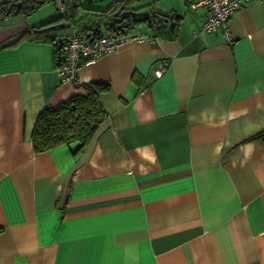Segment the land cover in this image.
<instances>
[{"label":"crops","instance_id":"1","mask_svg":"<svg viewBox=\"0 0 264 264\" xmlns=\"http://www.w3.org/2000/svg\"><path fill=\"white\" fill-rule=\"evenodd\" d=\"M24 1L0 23V264H264V2L232 13L228 39L202 31L206 7L130 0L176 26L63 80L54 44L35 38L63 14ZM65 1L72 34L116 0ZM91 82L109 86L94 138L36 152L39 113Z\"/></svg>","mask_w":264,"mask_h":264},{"label":"trees","instance_id":"2","mask_svg":"<svg viewBox=\"0 0 264 264\" xmlns=\"http://www.w3.org/2000/svg\"><path fill=\"white\" fill-rule=\"evenodd\" d=\"M14 2L16 0H9V3ZM30 2V0L22 2L24 10H28ZM129 3L130 0H117L107 9L87 8L92 11V18L89 19V22L94 21L95 25H85L79 32L85 38H91L94 35L102 33L101 24L111 20L121 7L124 9H135ZM1 4L0 2V6H2ZM140 9L142 8L136 10ZM64 18L66 16L61 15V17L41 22L36 26L35 35V38L38 40L54 44L59 65L63 57L60 42L71 35L67 32L69 27L67 24L61 23L63 25L60 26V22ZM122 24H124V21L113 25L112 30L116 36L123 35V31L119 28ZM129 24L130 28H132L138 22L132 20V23ZM98 27L100 29L97 30ZM27 33L24 32L18 35L14 40L5 45H13L23 40L27 36ZM85 87L87 89L86 94H76L56 105L44 108L39 113L32 134L33 147L36 152H44L60 145L71 146L74 144L76 146L75 151H79L94 138L108 117V111L104 106L102 94L109 90V86L103 83L91 82L86 83Z\"/></svg>","mask_w":264,"mask_h":264},{"label":"built area","instance_id":"3","mask_svg":"<svg viewBox=\"0 0 264 264\" xmlns=\"http://www.w3.org/2000/svg\"><path fill=\"white\" fill-rule=\"evenodd\" d=\"M248 0H188L192 8L206 7L207 19L202 26V31L214 32L219 29L226 31V36L231 39L229 20L232 13ZM264 2V0H260ZM58 11L67 16L69 5L65 0H55ZM94 37V39H92ZM85 38L79 31H74L67 39L60 42L63 57L58 72L63 80H76L81 65L84 61L100 57L104 54L113 53L125 42H143L151 40L152 36L144 31L123 33L116 36L112 29ZM167 63H163L155 70V75L162 76Z\"/></svg>","mask_w":264,"mask_h":264},{"label":"water","instance_id":"4","mask_svg":"<svg viewBox=\"0 0 264 264\" xmlns=\"http://www.w3.org/2000/svg\"><path fill=\"white\" fill-rule=\"evenodd\" d=\"M117 1V0H116ZM115 1V2H116ZM1 3H9V0H2ZM113 5V4H112ZM111 5V6H112ZM16 6L17 9L20 7V3L11 4L10 7ZM131 18L133 21L138 23H147L153 24V26L157 29L160 27L170 26L174 28L177 24V19L179 18V14H165V13H158L157 11L153 10H136L134 8L124 9L121 7L112 17L111 20L104 22V27L108 29H112L113 25L116 23H121L125 19ZM63 25V24H62ZM100 29L99 27L97 30ZM123 33H128V31H123ZM94 39V37H92Z\"/></svg>","mask_w":264,"mask_h":264},{"label":"rangeland","instance_id":"5","mask_svg":"<svg viewBox=\"0 0 264 264\" xmlns=\"http://www.w3.org/2000/svg\"><path fill=\"white\" fill-rule=\"evenodd\" d=\"M107 0H102V1H100V2H97V3H94L95 5H98V6H103V7H107L106 5H107V2H106ZM167 1V0H166ZM169 1V0H168ZM170 1H174L175 3H177L178 4V0H170ZM156 2V5L157 6H160V5H162V3H163V0H156L155 1ZM171 2V3H172ZM174 2H173V4H174ZM49 4V6H50V4H52V3H48ZM94 4H91V5H94ZM53 7H54V5H56L57 6V4L54 2L53 4ZM175 5V4H174ZM179 5V4H178ZM46 6H47V4H46ZM49 8V7H48ZM57 8H58V6H57ZM142 9H144V8H142ZM58 13H61V12H59L58 11ZM5 15V12L3 11V10H1L0 9V23H3L4 21H5V17H6V15ZM39 15H41V14H39ZM87 15H89L88 16V18H85V23H90L89 21V19H91L92 18V16L90 15V14H87ZM14 16V18H17V15H12L11 16V18ZM8 17V16H7ZM1 18H3V19H1ZM80 22V21H79ZM144 31V32H149V31H151L150 30V28H149V25L147 24V23H145V22H143V23H138L137 25H135V26H133V28H131V30H130V32L131 33H133V32H135V31Z\"/></svg>","mask_w":264,"mask_h":264},{"label":"flooded vegetation","instance_id":"6","mask_svg":"<svg viewBox=\"0 0 264 264\" xmlns=\"http://www.w3.org/2000/svg\"><path fill=\"white\" fill-rule=\"evenodd\" d=\"M11 4H14V3H2L1 5L2 6H0V9L1 10H6L7 8H9V6L11 5ZM122 23V22H121ZM129 23H132V19L131 18H127V19H125L124 20V24H122L121 25V27H119L120 28V30L121 31H125L126 29H128V28H130V24ZM149 26H153V24H148ZM154 27V26H153ZM117 29V28H116Z\"/></svg>","mask_w":264,"mask_h":264}]
</instances>
